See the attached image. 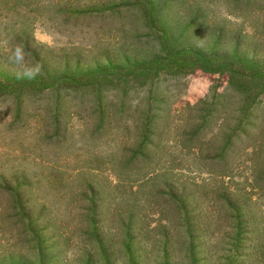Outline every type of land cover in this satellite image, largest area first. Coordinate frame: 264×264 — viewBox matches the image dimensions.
I'll return each mask as SVG.
<instances>
[{
    "label": "rangeland",
    "instance_id": "obj_1",
    "mask_svg": "<svg viewBox=\"0 0 264 264\" xmlns=\"http://www.w3.org/2000/svg\"><path fill=\"white\" fill-rule=\"evenodd\" d=\"M0 264H264V0H0Z\"/></svg>",
    "mask_w": 264,
    "mask_h": 264
},
{
    "label": "clouds",
    "instance_id": "obj_2",
    "mask_svg": "<svg viewBox=\"0 0 264 264\" xmlns=\"http://www.w3.org/2000/svg\"><path fill=\"white\" fill-rule=\"evenodd\" d=\"M25 57L26 53L23 46L16 45L9 56V60L19 69V71L16 72L18 78L33 80L42 74L43 66L40 63L29 66L25 63Z\"/></svg>",
    "mask_w": 264,
    "mask_h": 264
}]
</instances>
